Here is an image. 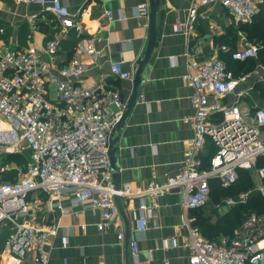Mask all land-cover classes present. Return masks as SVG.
Instances as JSON below:
<instances>
[{
    "label": "built area",
    "instance_id": "1",
    "mask_svg": "<svg viewBox=\"0 0 264 264\" xmlns=\"http://www.w3.org/2000/svg\"><path fill=\"white\" fill-rule=\"evenodd\" d=\"M15 1L39 5L41 12L53 16L55 30L42 45L32 42L18 48L3 40L5 28H0V172L12 174L11 180L0 179V225L11 228L0 264H22L29 254L34 264L49 263L47 244L57 236L60 224L40 218L39 212L79 216L86 209L98 210L101 219L97 227L114 228L122 241V211L125 207L130 211L129 202L135 198L139 200V214L132 220L128 218L130 253L135 264H144L139 257L137 233L157 218L158 199L176 189L184 193L186 214L181 225L189 233L185 244L190 250L188 264H264V105L246 114L237 103L224 102L249 74L236 76L219 54L198 60L187 53L190 71L186 78L193 87L190 100L194 113L186 120L192 124L194 136L184 151L182 166L175 174H167L162 181L151 180L144 187H133L129 182L116 187L108 156L109 137L126 101L107 74L93 82L81 79L88 68L85 56L97 61L101 50L92 40L79 45L64 64H48L42 54L57 55L71 30L81 36L82 19L73 15L62 0ZM260 1L201 3L219 2L236 19L248 22ZM137 12L149 16L148 2L139 3ZM107 15L112 18L111 11ZM196 16L194 5L189 20L176 23L173 29L191 32ZM36 29L33 23L30 40ZM220 49L230 51L225 44ZM231 54L239 60L257 59L259 46L245 42ZM109 74L133 78L123 61L113 62ZM208 140L213 153L205 160L201 149ZM11 155H18L23 162L8 159ZM241 169L251 170L263 207L248 215L231 235L209 241L188 212L209 204L213 180L229 188L238 181ZM248 197L240 193L236 203H246ZM226 202L235 204L231 198ZM68 243V236H63L62 244Z\"/></svg>",
    "mask_w": 264,
    "mask_h": 264
},
{
    "label": "crops",
    "instance_id": "2",
    "mask_svg": "<svg viewBox=\"0 0 264 264\" xmlns=\"http://www.w3.org/2000/svg\"><path fill=\"white\" fill-rule=\"evenodd\" d=\"M62 1L73 15L82 19L84 31L79 36L71 30L63 38L58 54L50 56L44 53L43 60L54 67L62 65L73 56L79 45L85 46L95 40L101 57L93 61L85 56L88 68L81 79L93 82L107 74L125 101L132 91L133 78L111 76L110 66L115 61H123L124 69L134 76L152 35L155 36L139 97L120 136L116 158L120 164L121 183L129 182L133 187H144L151 180L162 181L167 174H175L182 166L184 151L194 136L193 126L186 120L194 113L190 100L193 87L186 78L190 71L187 53L198 60L220 55L222 45L230 47L224 39L234 33L239 20L219 2L202 4L201 0H155L152 4V0ZM142 2H148L152 15L138 14L137 6ZM194 5L197 6V16L193 30L176 32L173 26L189 20L190 8ZM39 7L32 3L0 0V28H5L2 38L7 44L18 48L32 42L42 45L52 36L54 18L41 12ZM108 11L112 12V18L108 17ZM34 14L37 16L31 19ZM33 23L37 29L34 39L30 40L28 35ZM237 34L236 47L251 43L243 31L239 30ZM263 65L259 62L252 72L246 73L249 74L247 80L227 95L224 102L237 103L246 114L264 105ZM212 151L208 140L201 149L205 160L209 159ZM183 197L182 189L161 196L157 218L150 221L146 230L137 233L139 257L144 264H188L190 250L185 244L189 233L188 228L181 225L186 214ZM66 204L70 205V202L66 201ZM138 206L139 200L135 198L129 202L130 211L124 208L129 219L139 214ZM38 214L46 221L60 224L57 236L47 244L48 264H135L126 241V222L125 238L119 241L114 228L102 230L97 227L101 219L98 210L86 209L79 216L72 213L61 215L58 211ZM188 215L195 217L190 210ZM10 231V225H0L1 252ZM63 236L69 238L67 245L62 244ZM22 264H34L32 254Z\"/></svg>",
    "mask_w": 264,
    "mask_h": 264
},
{
    "label": "trees",
    "instance_id": "3",
    "mask_svg": "<svg viewBox=\"0 0 264 264\" xmlns=\"http://www.w3.org/2000/svg\"><path fill=\"white\" fill-rule=\"evenodd\" d=\"M238 24L239 26L234 33L227 35L224 39V41L230 45V51H221L220 54V57L226 62L227 67L231 69L236 76L252 72L259 62L264 63V6L260 8V12L254 20L249 22L239 21ZM239 30L246 34L249 41L259 45V58L249 57L239 60L232 57L231 53L236 48L237 33ZM8 159L18 161L19 163L23 162V159L18 157V155H11ZM0 175V179L4 181L11 180L12 178L10 172H0ZM252 182V172L249 169H241L239 171L238 181L229 188L221 187L217 180H213L211 185V200L214 198L213 200L215 201L221 199L223 196L235 194L239 189L251 186ZM232 190L234 191L232 192ZM262 207L263 198L256 192L250 196L247 203L231 207L228 211L226 210L222 215H219L215 221L211 217V214L202 212L206 207L193 210V214L196 217L195 224L199 226L202 235L209 241L215 242L222 236L231 235L233 230L246 219L245 214L249 209L253 211L256 209L261 210Z\"/></svg>",
    "mask_w": 264,
    "mask_h": 264
},
{
    "label": "water",
    "instance_id": "4",
    "mask_svg": "<svg viewBox=\"0 0 264 264\" xmlns=\"http://www.w3.org/2000/svg\"><path fill=\"white\" fill-rule=\"evenodd\" d=\"M154 1L155 0H152L151 4L154 3ZM149 11H150L149 15H152V8ZM154 38H155V36L152 35V41L147 48L146 54H145L144 58L142 59L141 63L139 64V66H138V68H137V70L133 76L132 91L130 93V96L126 100L123 114H122L121 118L119 119V121L115 124V126L113 127V129L110 133L108 156L110 159L111 168L113 171V178H114L116 187H119L120 183H121V176L119 174L120 164L118 163V160L116 158V149L118 146L120 136H121L126 124H127V121L130 117V114H131V112H132V110H133V108H134V106L138 100L139 93H140V84H141L144 72L146 70V67H147V65L150 61L151 55H152V50L154 47ZM115 199H116V201H120L119 196H116ZM122 214H123V217H124L125 222L127 224L126 241L129 242V230H128L129 219L123 211H122Z\"/></svg>",
    "mask_w": 264,
    "mask_h": 264
},
{
    "label": "rangeland",
    "instance_id": "5",
    "mask_svg": "<svg viewBox=\"0 0 264 264\" xmlns=\"http://www.w3.org/2000/svg\"><path fill=\"white\" fill-rule=\"evenodd\" d=\"M263 6H264V3L263 2H262V4L261 3L259 4L258 10H257L256 14L253 16V18L251 20H254L255 19V17L260 12V8L263 7ZM236 26H239V24L237 25V23H236ZM251 43L252 44H255V45H258V44L253 43V42H251ZM248 120H249V118H248ZM233 191L234 190H232V192ZM256 192L259 193L258 190H257V183H256V181L253 180L251 186L244 187L243 189H239V191L236 192L235 194L228 195V196H223L221 199L215 200V201L213 200L214 199L213 198L210 201L209 205L202 212H205V214H211V217L215 221V220H217V218L219 217V215H222L224 212H226V210L228 211L231 207L237 206V205H240V204H245V203H240V204H237L236 203L237 195H239L240 193L249 194V197H248V200H249L250 199V196L253 195V193H256ZM229 198L233 199L235 204H233V205L228 204L226 202V200L229 199ZM252 212H253V210L252 209H249L248 212L245 214V218H247V216L250 215ZM1 249H2V243L0 244V252H1Z\"/></svg>",
    "mask_w": 264,
    "mask_h": 264
}]
</instances>
